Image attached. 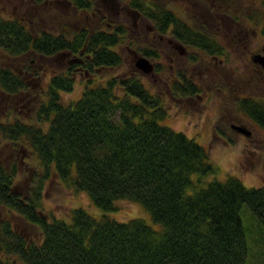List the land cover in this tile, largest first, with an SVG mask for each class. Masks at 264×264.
I'll list each match as a JSON object with an SVG mask.
<instances>
[{
	"label": "trees",
	"instance_id": "obj_1",
	"mask_svg": "<svg viewBox=\"0 0 264 264\" xmlns=\"http://www.w3.org/2000/svg\"><path fill=\"white\" fill-rule=\"evenodd\" d=\"M77 1L78 7H91ZM131 1L160 33L207 53H222L199 29L207 25L201 20H183L157 0ZM232 12L264 38V0ZM108 22L93 32L62 27L34 35L23 22L0 13V58L11 61L0 63L5 95H29L28 76L37 78L46 58L55 61L64 52L79 59L56 69L33 94L31 114L14 111L25 102L2 103L0 140L25 154L33 178L29 191L17 189L20 158L0 153V206L34 224L40 234L32 237L0 218V264H264V185L247 187L231 175L204 181L218 166L204 146L161 123L168 116L164 92H152V84L130 65L110 73L125 63L119 47L128 32ZM135 50L160 57L154 46ZM78 71L85 76L82 92L65 100L62 93L73 90ZM167 87L175 99L199 90L181 72ZM238 104L264 129L262 100L243 97ZM53 175L75 192H85L101 213L76 207L68 218L46 216L42 189ZM120 200L139 203L151 224L138 217H111Z\"/></svg>",
	"mask_w": 264,
	"mask_h": 264
},
{
	"label": "rangeland",
	"instance_id": "obj_2",
	"mask_svg": "<svg viewBox=\"0 0 264 264\" xmlns=\"http://www.w3.org/2000/svg\"><path fill=\"white\" fill-rule=\"evenodd\" d=\"M44 4L39 2L24 15V22L28 24V20L32 19V25L27 27L31 29L34 35L41 30L48 29L51 33L57 28L74 27L78 29L81 26L88 27L92 30L94 27H105L104 23L108 22L109 17L101 18L100 14H105L104 10L97 11L92 8L79 9L75 12L65 9L63 13L62 4L54 2ZM73 5L74 0H71ZM165 4L173 10L183 20L194 24H199L193 13L201 10L202 4L211 6L212 16L207 15L210 20L208 24L211 28H218L221 31L220 39L223 43L224 50L218 58L221 61L211 59V56L206 54V50L191 45H185L184 54H179L174 43H167L163 36L158 37V33L152 29L153 23L150 19L145 21L141 27V32L125 33L123 38L128 47L137 52L135 49L145 45L154 46L159 49V58L144 57L152 70L146 73L143 69L138 68L133 60L132 53L124 50L125 47H119V51L123 54V59L126 65L118 70H110L111 74L120 73L122 70L130 67L139 70L144 77L145 82L152 84L154 89L152 92L165 94V108L168 110V116L161 121L177 131H181L189 138H193L198 144L204 146L212 160L218 166L217 172L204 178V181L217 179L224 181L229 175L237 177L247 187H260L264 185V129L260 127L247 115L239 109L238 101L246 96H251L260 99L264 102V77L258 75L254 71V67L250 61V55L247 52H256V49L264 43V38L259 33L258 29L252 26L246 19L236 20L232 11L235 9L254 8L260 0H157ZM20 3V2H18ZM201 7H195L193 4ZM209 3V4H208ZM26 4V3H24ZM19 4L18 7H20ZM214 5V7H212ZM206 6V7H207ZM219 6V7H218ZM218 16L215 17V12ZM0 13L5 17H13L14 8L6 5L0 0ZM131 21V17H129ZM105 19V20H104ZM104 20V23H103ZM197 21V22H196ZM103 23V24H102ZM68 24L75 26H69ZM88 25V26H87ZM68 26V27H67ZM211 33L212 31L209 30ZM128 32V31H127ZM223 33V34H222ZM165 33H162V35ZM166 35L172 36L169 33ZM234 36V37H233ZM131 37V38H130ZM160 38V39H159ZM130 45V46H129ZM188 53L196 54V56L188 55ZM188 56H187V55ZM40 57V56H35ZM45 59V58H43ZM39 65L41 59H37ZM11 63L8 59H1V64ZM58 63L55 61L49 60ZM157 65L160 71L157 70ZM62 65H50L47 61L44 67L38 69L37 78L32 75L28 76L32 85V91L28 95H16L11 97L0 92V117L5 114L2 111L4 105L18 101V103H27L22 105L20 109H15V112H21L22 115L32 113V104L34 93L46 85L50 76L55 73ZM186 74L188 77L195 76L199 80L200 98H195L193 103H189L186 98L176 100L170 97L167 91V84H171L174 78H178L179 73ZM101 73L96 72V77ZM106 72L104 73V75ZM85 76L79 71L76 74V81L73 90L67 93H62L65 100L76 99L82 92ZM167 83V84H166ZM228 85V86H227ZM40 88V89H39ZM234 90V94L232 91ZM232 94V95H231ZM29 96V97H28ZM21 97L20 101L18 98ZM29 98L24 101L25 98ZM14 104V103H13ZM230 124L242 125L251 135L235 131L230 128ZM4 141L0 140L1 155H18L20 158V166L18 175L15 178V185L20 191L27 192L31 188L32 175L31 171L26 169L27 160L23 157L25 154L20 151H14L9 145L3 146ZM17 152V153H16ZM5 153V154H3ZM17 156V157H18ZM23 158V159H22ZM32 169V168H31ZM194 178H196L194 176ZM203 181V180H202ZM41 208L43 213L50 217L68 218V213L72 208L83 207L89 213L98 215L101 211L94 207L85 192H75L71 187H66L62 184L55 175L46 180L42 189ZM109 215L119 221H125L131 218H143L147 223L151 224V218L144 208L135 202L120 200L114 211L109 212ZM7 218L12 225L18 230L26 232L32 237L37 238L40 234L38 227L29 223L23 218L11 213L5 207L0 206V218Z\"/></svg>",
	"mask_w": 264,
	"mask_h": 264
},
{
	"label": "flooded vegetation",
	"instance_id": "obj_3",
	"mask_svg": "<svg viewBox=\"0 0 264 264\" xmlns=\"http://www.w3.org/2000/svg\"><path fill=\"white\" fill-rule=\"evenodd\" d=\"M3 3H6V5H10L14 8V15L16 16H13V17H9V18H12V19H17L21 22H23L25 24V26H28V25H32V22H34L32 19H28V17L26 16L25 19H27L29 22L28 24H26L23 20V16L24 15H28L27 13H29V11L34 7V5L37 3L39 4V2H45L44 4L46 3H50L51 1L50 0H2ZM75 1V4L73 5L72 1L71 0H55L54 2H58L62 4V9L63 10V13L66 11L65 9H70L68 11H72V12H75L79 9L83 10V9H87V7L85 8H81V7H78V2L77 0H74ZM80 1H84L86 3H88L90 6V8H92V5H93V2H94V9H96L97 11L100 12V10H104L106 13L105 14H100L101 15V18H105V17H109V22L107 23V25L110 27V28H115V27H122V28H125L127 31H128V34L130 35V31L133 33L135 32L136 34L140 33L141 32V27L142 25L144 24L145 21L148 22V16L142 12L141 10H139V8L135 7L133 4H132V1L131 0H80ZM20 2V3H18ZM26 3V4H24ZM20 5V7H18ZM209 4V3H208ZM195 7H201L200 4L197 5L196 3L193 4ZM207 6V5H206ZM205 5L202 4V7H201V10L198 11V12H195L193 13V17L197 19V21H202L204 23H209L210 20L207 19V15H211L212 16V10H211V6H207L206 7ZM212 7H214V5H212ZM219 7V6H218ZM77 9V10H76ZM89 9V8H88ZM3 14V13H1ZM129 17H131V21L129 20ZM218 16V12L216 11L215 12V17ZM148 18V19H147ZM88 26V25H87ZM81 27H86V26H81ZM92 28V32H93V26H91ZM96 28V27H94ZM152 29H154V31H156L158 33V37L159 36H163V38H166L167 40V43H174L176 45V49H178V53L179 54H184L185 55V52H184V48H185V45L187 46L188 44H185L182 43L181 41L177 40L175 37L173 36H169V35H166L162 33H160L158 30H156L155 26L153 25ZM200 30H204L206 31V35L208 36V38L211 39V41L214 43H216L218 46H215V49H216V52L219 50H224L223 48V43L221 42V39H220V34H221V31L220 29L218 28H211L208 24L205 25V26H201L199 27ZM211 30L212 33L209 31ZM42 32H49L48 29L44 30L42 29L41 30ZM223 34V33H222ZM234 37V36H233ZM160 39V38H159ZM124 50L128 51L129 53H132L133 50H131L128 45H123ZM188 47V46H187ZM192 48V45L190 46V49ZM203 50V49H202ZM191 53H188V55H190ZM208 56H211V59L213 60H217V59H220L218 58L219 57V54L218 53H207ZM187 55V54H186ZM187 55V56H188ZM198 55V53L196 54H191V56H196ZM247 55H250V61L254 67V71H256V73H258V75H261L262 77H264V43H262L257 49H256V52H247ZM70 54V53H59L57 55V60L59 61L58 63L60 65H66L67 67H70V65L79 60L77 59V57H75ZM222 59L220 60H217V61H221ZM48 61V63L50 65H55L54 62H51L49 61L48 58L45 59L44 63L46 64ZM76 63V62H75ZM192 82H195L196 84L199 85V80L198 78H196L195 76H190ZM175 81H177L175 79ZM228 86V85H227ZM198 92H196L194 95H191L189 97H186L187 101L189 103H193L194 99L195 98H200L201 99V96H200V90H201V87L198 86ZM232 94H234V90L232 91ZM231 94V95H232ZM246 97H251V96H246ZM182 98H176V100H181ZM236 127H243L245 130L246 128L242 125H236V124H230V128L235 130V131H238ZM249 132V131H247ZM252 133L249 132L248 135H251Z\"/></svg>",
	"mask_w": 264,
	"mask_h": 264
},
{
	"label": "water",
	"instance_id": "obj_4",
	"mask_svg": "<svg viewBox=\"0 0 264 264\" xmlns=\"http://www.w3.org/2000/svg\"><path fill=\"white\" fill-rule=\"evenodd\" d=\"M132 54L134 56L133 60L136 66L138 68L143 69V71H145L146 73H150V71L152 70V65H150L148 61L144 57L139 55L137 52L132 51ZM236 128L239 132L245 133L246 135L249 134V132H247V130H245L243 127H236Z\"/></svg>",
	"mask_w": 264,
	"mask_h": 264
}]
</instances>
